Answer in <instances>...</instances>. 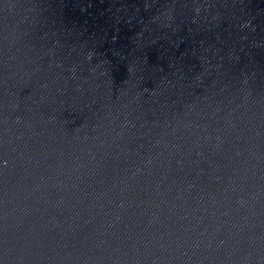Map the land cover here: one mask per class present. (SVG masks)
<instances>
[{"label":"water","instance_id":"95a60500","mask_svg":"<svg viewBox=\"0 0 264 264\" xmlns=\"http://www.w3.org/2000/svg\"><path fill=\"white\" fill-rule=\"evenodd\" d=\"M0 264H264V0H0Z\"/></svg>","mask_w":264,"mask_h":264}]
</instances>
